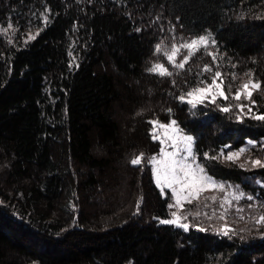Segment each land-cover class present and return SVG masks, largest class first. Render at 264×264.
<instances>
[{
  "label": "trees",
  "instance_id": "16d2710c",
  "mask_svg": "<svg viewBox=\"0 0 264 264\" xmlns=\"http://www.w3.org/2000/svg\"><path fill=\"white\" fill-rule=\"evenodd\" d=\"M10 19L41 30L0 36V264H264V224L249 217L225 237L216 220L161 223L170 195L146 160L130 162L160 151L149 121L173 118L210 175L264 201V167L224 158L250 141L262 156L264 121L233 96L258 81L253 108L264 113V0H0ZM207 32L215 44L183 69L155 51ZM157 61L172 75L148 71ZM217 71L228 99H179ZM123 175L128 187L105 203L103 187Z\"/></svg>",
  "mask_w": 264,
  "mask_h": 264
},
{
  "label": "rangeland",
  "instance_id": "374dc122",
  "mask_svg": "<svg viewBox=\"0 0 264 264\" xmlns=\"http://www.w3.org/2000/svg\"><path fill=\"white\" fill-rule=\"evenodd\" d=\"M41 17H42L41 18L42 24L47 22V20L49 19L48 13H45V12L41 14ZM8 25H11V27H8ZM40 30H41V27L37 24L35 25V23H33L32 25H29L28 28L22 29L21 26L20 25L18 26L17 23L13 19H10L9 22H7L6 24L3 21H0V36H2L4 39H7L11 43H16L15 40H19V38H21V40H23L24 42L30 41L39 33ZM200 37L209 38V44L207 47H210L213 45L212 41L214 40V37L210 32H207L203 35H199L196 37H191V38L187 37V38H177L176 39L175 37H170V38L166 37V38H163L164 40H162V42L159 44L160 45L159 54L163 56V53L167 52L169 55H172L173 52H175L174 62L176 64L183 62L185 57H188V60H189L191 56L198 49L205 47V46L199 45V46L194 47L193 49H191L190 56H189V50L185 47H180V46L186 45L190 43L192 40L199 39ZM173 46H176V47L173 48ZM165 61H157L153 64V66L157 64H163L169 71L170 67L167 66ZM169 64L170 66H172L171 63ZM221 81L223 82L222 84H221ZM250 82H258V81L250 78L245 83H250ZM210 84L211 82L204 86H199L197 88H204ZM217 84H220V87L223 89L224 96H228L227 93L225 92L224 81L221 76L217 80ZM256 90L258 89L256 88L249 89V91L252 92V95ZM205 95L207 96V99H203L202 96L197 95L194 98V104L195 105L200 104L201 99H203V102H204L206 100L213 101V98H214L216 102L217 99L224 97L219 94V89L215 87L211 88L207 93H205ZM182 97H184L183 101L192 99L191 97H188L186 94L183 95ZM245 97H246V93L242 94L241 99L238 100L239 102H237L239 106L241 104L246 105V107L244 108V111L241 113H244V112L252 113L253 112L255 116L258 114H264V113H260L257 110V108H253L254 103H252L253 102L252 97H251V101L247 100ZM172 120L176 121L173 118L170 121ZM152 121H158L160 124H164V125H168L170 123V121L165 122V121H161L158 119H153ZM176 126L180 129L182 135H188L193 138V146H192V154L194 157L193 163H194V166L199 165L200 167L204 169V173L199 174V175H202L204 179V183L202 185H195L192 187V189L185 190V192H182L181 201L179 205L175 204V198L171 195V190L164 187L163 193L165 195L167 194L170 195V198H171L170 204L175 205L174 207H170V217L164 220L175 219V216L173 215V213H175L176 215L181 217L179 223L187 224L188 229L191 228V226L200 227L203 225V223L206 220H210V221L216 220L217 222L220 223V227L217 228V230H220V231H223L225 226H227L229 229H232V230L235 229L234 227L236 228L246 227V225L251 224L250 221H252V219L255 221V223H257L259 218L261 216H264V204H263L264 201H260L258 199L253 200V197L248 195L249 193H246L242 189V187L238 184L222 181L210 175L205 169V167L202 165V163L198 160L196 150H195V136L193 134L187 133L177 123V121H176ZM155 135L159 137V139H156V140L160 141V143H161V140H163V143H161V148H163L164 151H168V152L173 151V148L170 146L169 139L165 136L164 129L160 128L159 124L156 125ZM169 135H171L170 132H169ZM255 143L257 142L250 141V144L248 146L242 147V149H245L244 152H240L239 151L240 149L229 151L225 154L224 158L228 160L227 156L235 152V153H239V155L238 157L232 160L237 161L239 164H243L244 166H247V167L248 166L256 167L252 163V161L254 160H260L262 164H264V145L261 148V150H263L262 156H258L254 154L253 151H251V147L253 146L252 144L257 145ZM179 147L183 148V144H180ZM142 154L144 157L142 162L146 160L147 163L151 166L153 176L155 179V168L158 166V162L161 159H163V157L160 155V151L150 156H146L144 153ZM140 156L141 154L136 156L135 158H138ZM153 156L156 157V161H157L156 164H153L152 162L151 158ZM122 167L123 165L120 164V166L117 169L119 170ZM126 178H127L126 175H123L122 178L119 177V180L111 182L110 186L106 185L103 187V191L100 194V196L102 197V200L105 199V203L109 204L111 203V201H118L121 192L124 191L126 187H128L126 184ZM258 182L264 183V180L258 179ZM159 187L161 189V186ZM177 190L179 191L178 187H177ZM249 197H251V199H249ZM188 200H191V202L189 203ZM121 203L122 202L120 201L119 204L121 205ZM122 206L123 205H121L120 207ZM246 208H248L247 211H246ZM200 214H203L201 217V220H199ZM249 217L252 219H250ZM257 224H264V223H257Z\"/></svg>",
  "mask_w": 264,
  "mask_h": 264
},
{
  "label": "snow or ice",
  "instance_id": "6c2138e0",
  "mask_svg": "<svg viewBox=\"0 0 264 264\" xmlns=\"http://www.w3.org/2000/svg\"><path fill=\"white\" fill-rule=\"evenodd\" d=\"M47 19V18H46ZM8 27H11V25H8ZM212 43L214 44L215 41L213 40ZM209 44V38L208 37H200L199 39H194L190 43L186 45H181L180 47H185L189 50V56L191 55V49H193L196 46L203 45L205 48ZM176 46H173L175 48ZM155 51H160V45L157 44L155 47ZM174 55L175 52H173L172 55H169L167 52L163 53L164 58L167 62L171 63L173 67L183 69L185 67V64L188 61V57H185L184 61L176 64L174 62ZM215 59V57H213ZM148 71L153 72L157 74L158 76H171L172 72L168 71V69L163 64H157L153 66L152 68L148 69ZM205 71H211L210 68H205ZM221 73L215 72L212 77V82L210 85H207L204 88H195L192 91H189L186 95L188 97H191L192 99H188L187 103L194 104V98L197 95H200L203 97V99H207V96L205 93H207L211 88L215 87L219 89V94L221 96H224L223 89L220 87V84H217V80L220 78ZM223 82L221 81V84ZM250 88H260V84L258 82H250V83H244L240 85L237 88L236 93L233 96V99L240 100L241 95L246 93V99L251 101L252 92L249 91ZM181 101L184 100V97H179ZM203 99L200 100V103H203ZM224 99H228L227 96H224ZM215 102V99L213 98V103ZM252 103H255L254 101ZM240 111L243 112L244 108L246 107L245 104H241ZM225 112L230 111L231 109L228 107H225L222 109ZM251 110V109H249ZM171 111V110H169ZM254 119L264 121V114H258L254 117ZM149 123L153 126L152 131L150 133V136L152 139H159L158 136L155 135L156 133V125L159 124L160 128H163L165 131V136L170 141V146L173 148V151L168 152L164 151L163 148L160 149V155L163 157L158 162V166L155 168V183L158 186H161V190L163 191V188L166 187L171 190V195L175 198V204L179 205L181 201V193L185 192V190L192 189L195 185H202L204 183V179L202 175L204 173V169L200 167L199 165L194 166V157L192 154V146H193V138L188 135H182L180 129L176 126V121L172 120L168 125L160 124L158 121H149ZM169 132L171 135H169ZM161 143H163V140H161ZM183 144V148H180L179 145ZM240 152H244L245 149H240ZM239 153H231L227 156L228 160H232L236 157H238ZM144 159L143 154H141L140 157L132 159L130 162L132 165H139L141 164L142 160ZM153 164H156V157L153 156L152 158ZM254 166H261L264 167V164L260 160H254L252 161ZM210 179V178H209ZM177 187L179 188V191L177 190ZM223 187V186H221ZM251 199V197H249ZM190 203L191 200H188ZM175 205L170 204L169 207H174ZM175 216V219L173 220H163L161 223L164 224H177L179 227L187 230L188 225L179 223L181 217L173 213ZM257 223H264V216H261ZM200 231H205V229L201 228ZM230 232H234V230L229 229L227 226H225L223 230V235L225 237L229 236Z\"/></svg>",
  "mask_w": 264,
  "mask_h": 264
}]
</instances>
